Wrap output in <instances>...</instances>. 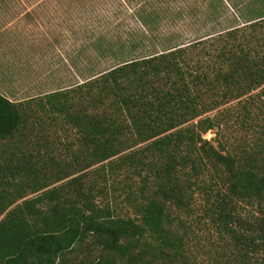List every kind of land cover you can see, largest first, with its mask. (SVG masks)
I'll list each match as a JSON object with an SVG mask.
<instances>
[{
    "label": "trees",
    "instance_id": "obj_1",
    "mask_svg": "<svg viewBox=\"0 0 264 264\" xmlns=\"http://www.w3.org/2000/svg\"><path fill=\"white\" fill-rule=\"evenodd\" d=\"M146 12L140 6L139 18L150 33L154 29ZM239 23L187 43L166 37L162 49L150 45L149 55L125 60L89 80L86 94L56 91L46 101L38 99L41 109L80 130L86 156L105 162L107 174L119 168L140 179L134 197L138 215H117L111 205H99L96 200L108 193V184L97 187L92 181L85 189L81 176L68 183H77L71 197L48 189L13 207L14 201L0 195V264H62L88 239L101 250L91 264H153L169 255L168 249L181 252L173 209L185 207L195 188L205 191L218 220L226 223L237 217L233 203L264 205V140L259 137L249 147L220 142L217 148L203 138L221 125L207 112L257 89L264 92V14ZM30 100L15 102L0 93V143L13 142L40 120ZM244 115L245 128L254 129L256 120L248 111ZM28 165L22 167L27 173L32 170ZM18 166L5 169L13 173ZM220 183L228 192L216 188ZM21 193L20 198L27 196ZM257 228L256 236L231 232L264 250V217Z\"/></svg>",
    "mask_w": 264,
    "mask_h": 264
},
{
    "label": "rangeland",
    "instance_id": "obj_2",
    "mask_svg": "<svg viewBox=\"0 0 264 264\" xmlns=\"http://www.w3.org/2000/svg\"><path fill=\"white\" fill-rule=\"evenodd\" d=\"M261 4L264 7V0ZM142 5L147 9L144 18L151 20L154 29H148L150 33L139 18ZM236 13L230 6L225 10L222 0H0V93L15 102L33 99L29 103L40 118L31 122L25 135L0 143V195L14 201L13 207L48 189L70 196L77 183L72 187L68 183L81 176L85 189L92 181L97 187L108 184V193L96 200L99 205H111L117 215L136 217L139 203L134 197L136 192L139 195L140 179L119 168L107 174L105 162L93 163L86 156L88 148L80 130L36 102L46 101L56 91L86 94L89 80L125 60L162 49L166 37L187 43L216 35L241 23ZM247 111L258 124L254 129L242 123ZM205 115L221 119L220 126L203 134L217 148L220 142L249 147L259 137L264 140V92L260 89ZM141 145L125 149L112 160ZM27 163L32 168L28 173L22 168ZM7 165L19 166L11 173ZM210 182L208 175L206 183ZM216 188L228 192L222 183ZM20 192L27 196L20 198ZM204 192L195 188L185 207L173 209V225L182 236L181 252L174 255L168 249L169 255L159 256L153 264H264L262 248L248 245L231 232L256 236L264 205L233 203L237 217L226 223L218 220L213 201ZM100 254L88 239L66 254L62 264H91Z\"/></svg>",
    "mask_w": 264,
    "mask_h": 264
},
{
    "label": "crops",
    "instance_id": "obj_3",
    "mask_svg": "<svg viewBox=\"0 0 264 264\" xmlns=\"http://www.w3.org/2000/svg\"><path fill=\"white\" fill-rule=\"evenodd\" d=\"M231 1L232 0H225V5L227 8L230 6L233 10L236 9V18H238L242 24H244V22L251 23L256 13H258V15L264 14V7H262V4L260 5V2L263 0H237L233 3Z\"/></svg>",
    "mask_w": 264,
    "mask_h": 264
}]
</instances>
